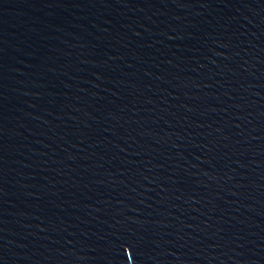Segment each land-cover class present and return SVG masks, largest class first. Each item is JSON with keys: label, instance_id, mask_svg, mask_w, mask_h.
<instances>
[{"label": "water", "instance_id": "1", "mask_svg": "<svg viewBox=\"0 0 264 264\" xmlns=\"http://www.w3.org/2000/svg\"><path fill=\"white\" fill-rule=\"evenodd\" d=\"M0 264H264V0H0Z\"/></svg>", "mask_w": 264, "mask_h": 264}]
</instances>
